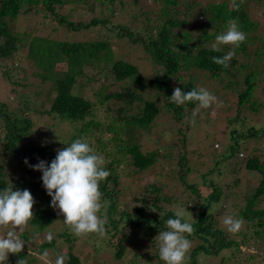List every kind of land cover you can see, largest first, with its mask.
Wrapping results in <instances>:
<instances>
[{
    "label": "trees",
    "instance_id": "obj_1",
    "mask_svg": "<svg viewBox=\"0 0 264 264\" xmlns=\"http://www.w3.org/2000/svg\"><path fill=\"white\" fill-rule=\"evenodd\" d=\"M41 1L46 5V11L58 18L60 25L75 33H80L82 30H88L92 27H100L101 24L109 27L110 20L104 16L103 18H95L88 24L69 22L67 16L57 13L56 5L69 3L70 0H0V70L1 63L13 59L18 54V47L26 42L29 48V57L34 60L36 66L40 69L38 75L44 83L52 81L56 90V95L49 110L32 108V104L23 101V107L20 106L18 111H11L8 105L0 103V128L2 129L0 141L5 148L4 154L0 155V190H3L4 187H13L15 191V187H23L26 179L32 175L34 181L28 184L36 193L39 203L33 211L34 218L30 223L36 227V231L43 233L50 230L60 220L57 211L51 207V197L48 196L43 186L42 178L40 183L42 191L39 193L36 192L40 185L36 171L24 163L25 159L31 165H36L39 160H44L50 165L56 158V151L51 142L42 146L33 140L26 141L28 137H31L30 134L33 128L30 117L36 114L53 115L63 122H69L71 125H78L83 122L82 128L79 130L78 126L75 127V132L66 142L64 148L75 139H82L97 154L103 157V167L110 172L107 179L100 182L103 206L98 215L105 221L106 234L103 237L97 234L76 237L62 222L64 230L60 233L61 241L65 242L69 248V253L65 255V264L81 263L73 250L75 243L84 238H89L96 246L98 242H103L101 240H106L105 247L114 253L117 260H123L130 248L137 251L138 254L141 236L154 237L159 234V231L167 230L165 221L174 217V205H178L179 208L186 209L191 213H186V219L193 225L194 231L190 235L185 234L192 242L191 249L186 255V258L189 261L191 260L190 264H197L195 259L199 254L218 256L223 264L225 258L230 260L233 258L229 255L230 253L238 250L249 241V237L244 231L232 234L227 230V226H221L216 216L217 210H219V213H225L235 218H243L247 227L255 229V235L264 239V208H256L257 205L264 203V168L262 169V160L256 154L260 148L261 152L263 150L264 141L260 138H264V128L257 130L255 126H252L244 131L247 126V118L244 117L245 111L247 113L252 110L251 104L247 106V102H250L256 89L253 90L254 83L251 76L245 77L236 70V64L241 62L237 59V56L240 53H248L247 45L250 46L253 40L250 34L256 28L255 24H252V21L244 14L246 6L238 1H235L234 5L232 2H222L213 7L205 8L203 12L210 15L207 18L208 20L211 21L214 18L217 20V24H219V21L225 24L221 32L226 30L229 19H235L238 20L240 30L246 33V40L236 49V55L229 62L227 68L214 64L211 59L213 56L222 57L230 50V46H222V50L219 52L211 49V43L215 40L216 35L221 32L210 34L204 31L198 34L196 41L193 40V37L191 38L192 34H187L179 46L177 44L179 35L174 34L172 30L182 24H187V21L181 20L179 17L176 18V15L169 12L170 10H162L167 17L166 23L158 29L156 36H151L142 43L149 52L151 60L157 66L163 68L162 74L151 80L141 75L137 66L124 60H114L109 43L98 41H52L41 37L30 39L29 36L23 37L13 34L9 29L8 21L15 20L22 13L25 4H40ZM77 1L84 5L88 4L87 0ZM164 2L171 6L178 4L175 0H164ZM208 20H206V23H209ZM121 31V33H118L117 38H127L134 43L139 42V39H136V36L126 26H123ZM59 64H65L67 66L66 71H57L56 67ZM89 66H97L102 72L106 73L105 70L109 69L108 71L118 82L125 84L121 86L120 91L107 92L106 95L99 97L101 103L108 102L111 99L123 102L119 110L121 117H115V121L106 127L101 122L87 119L94 115V104L79 93V77L85 75L84 69ZM192 68L208 73L214 79H219L221 83H225L224 88H229L230 85L235 88L236 84L239 87L237 83L239 78L243 80L244 84L246 83V88L239 94L238 111L239 109L241 111V108L245 106L242 111L243 116L241 117L239 114V117L237 116L241 122L239 119L238 122L237 118L231 121L235 122L236 120L240 123V127L235 126L229 132L230 143L222 144L221 148L217 144L216 148H220L217 150L213 147L215 166H212L210 171L202 176V181L191 184L185 180L190 172L189 167L179 176L184 184L183 186L186 185L185 188L193 196L195 202L193 207L189 205L186 208L183 207L182 203L164 194L162 187L157 184H151L147 187L146 192H148V195L144 194L135 199L133 189L131 190L133 195L124 191L126 186L121 181L122 170H120V166L125 162L126 164H132L134 166L133 170L136 172H149L160 164L158 153L145 152L143 144L138 141L140 138L136 140L135 132L140 137L142 132L150 131L152 124L160 114L158 100L161 97L165 101L164 111L173 120L180 122L185 117L191 118V113L196 108L194 102L178 106L170 103L168 97L173 94L174 89L177 87L181 88L182 91H190L197 87L195 78L188 76V71ZM181 71L186 73V78H189L184 84L182 83L183 78L179 76ZM7 73L10 72L7 71ZM224 76L230 78L228 83L225 82ZM233 78H236L237 81L234 82ZM76 89L77 93L75 92ZM144 89L156 90L155 96L157 98L154 100L146 99L142 94ZM35 92L37 95L39 94L38 90ZM138 101L144 104L142 111L139 114L126 115L125 113L130 107ZM26 109H32L33 113L31 115L24 113ZM94 129L100 131L98 137H93ZM88 134H90V139L81 137ZM249 138H257L255 142L258 145L253 146L251 150L246 147ZM243 150L247 155L241 152ZM240 154H243V156H240ZM220 160L223 161L221 166ZM185 161L186 159L183 157L180 160V165L184 166L185 163L183 162ZM227 161L231 162L228 168H226ZM237 162L244 165L246 169L259 171L262 179L254 193L244 195V207L233 214L231 208L229 211L227 210L228 206L220 203L223 198L231 196L232 191L224 192L218 180H222L228 174L233 173L234 168L237 167ZM231 165H233V169L230 168ZM233 184L237 186L234 181ZM126 203L130 204V207L126 206ZM160 213H163L162 217ZM234 234L239 236L240 239H236ZM114 239L118 241L115 242ZM58 242L60 241L53 238L51 242L48 241L40 245L38 251L40 250V253H42L45 249L56 248ZM24 255L26 254L23 251L19 254V257L11 254L8 263L16 264L17 259L24 258Z\"/></svg>",
    "mask_w": 264,
    "mask_h": 264
},
{
    "label": "rangeland",
    "instance_id": "obj_2",
    "mask_svg": "<svg viewBox=\"0 0 264 264\" xmlns=\"http://www.w3.org/2000/svg\"><path fill=\"white\" fill-rule=\"evenodd\" d=\"M87 1V5L77 0H70L66 4H57V13L67 16L69 22H82L84 24L90 23L95 18L106 16L110 20L109 27L101 24L100 27H92L88 30H82L80 33H75L60 25L58 18L46 11V5L41 1L40 4H25L22 13L15 20L8 21L9 29L13 34L23 37L29 36L30 39L41 37L51 39L52 41H98L109 43L114 60H124L137 66L141 75L152 80L155 76L162 74L163 68L157 66L151 60L149 52L142 43L147 41L151 36H156L158 29L166 23L167 17L163 14L162 10H170L169 12L176 15V18L179 17L181 20L187 21V24H182L180 27L172 30L174 34L179 35L177 44L180 46L181 41H184V36L187 34H192L191 38L193 37V40L196 41L198 34L204 31L210 34L221 32L225 24L222 21H219V24H217V20L214 18L211 21L208 20L207 18L210 15L203 12L207 7H213L222 2H232V0H175L178 4L171 6L165 4L164 0ZM235 1L241 2L242 5L246 6L244 14L248 16L249 20L256 27L250 34L253 40L250 46L247 45L248 53H240L237 59L241 62L236 64V70L241 72L245 77L251 76L254 83L253 90L256 89L250 102H247V106L251 104L252 110L248 109L250 111L247 113L245 111V114L243 113L244 117L247 118V126L244 128V131L252 126L260 130L264 128V0ZM206 20L209 23H206ZM123 26L130 29L136 36V39H139V42L134 43L127 38H117L118 33L122 32ZM219 27H221L220 30ZM66 69L67 66L65 64H59L56 67V70L60 72L66 71ZM108 70H105L108 73L107 75L99 67L89 66L84 69L85 75L79 77L80 95L88 98L94 104V115H91L87 119L89 121L101 122L105 127L114 122L115 117H121L119 110L123 102L111 99L108 102L101 103L99 97L106 95L107 92L120 91L121 86L125 85L118 82ZM7 71L10 73H7ZM38 73H40V69L36 66L34 60L29 57L28 44L24 42L18 47V54L13 59L1 63L0 103L8 105L11 111H18L20 106L23 107V101L32 104V108L49 110L51 102L56 95L55 86L52 81L44 83ZM185 74L181 71L179 75L183 78V84L189 79L186 78ZM188 74L189 77L193 76L195 78L196 86L204 87L215 95L219 104L213 105L209 109H200L196 115L195 126H193L190 117H188V120L184 118L180 122L173 120L164 111L165 101L162 97L158 100V107L160 109L158 118L152 124L149 132H142L140 137L135 132V138L136 140L140 138L138 141L143 144L145 152L158 153L160 164L156 165L149 172H136L133 170L134 166L132 164H126L125 162L120 166V170H122L121 181L126 186L124 191L131 193L133 189L135 199L144 194L148 195V192H146L147 187L151 184H157L162 187L164 194L182 203L183 207L186 208L187 205L193 207L195 203L193 196L185 188L186 185L183 186L184 184L179 179V176L189 167L190 172L185 180L191 184L202 181V176L209 172L212 166H215L213 147L217 150L221 148L222 144L230 143L229 132L235 126L240 127V123H238L240 118L238 117L243 116L242 111L245 106L241 108V111L240 109L238 111L239 94L246 88V83L244 84L240 78L238 81L236 78H233L234 82L237 81L239 87L236 84L235 88L233 85H230L229 88H224L225 83H221L219 79H214L208 73L200 72L196 68H192L188 71ZM223 78L226 83L230 80L228 76H224ZM36 90L39 91L40 95L36 94ZM75 92L77 93V89ZM142 94L148 100L157 98L155 96L156 90L154 89H144L142 90ZM143 107L144 104L138 101L125 114H139ZM24 113L31 115L33 110L26 109ZM30 118L33 128L30 134L31 137H28L26 141L30 142L33 140L43 146L51 142L55 151L56 148L58 149V146L59 148H64L66 142L75 132L76 126H78L79 130L83 125V122L78 125H71L69 122H63L53 115L36 114ZM236 118L237 121L239 119L238 122L236 120L235 122H231ZM1 132L2 129L0 128ZM99 134L100 131L98 129L93 130V137H98ZM166 134L168 135L166 136ZM89 135H82L81 137L83 139H90ZM260 139L264 141V138ZM255 140L257 138H249L246 147L251 150L253 146L258 145ZM217 144L220 148H216ZM262 148V152L260 148L256 154L262 160L263 169L264 144ZM4 152V144L0 141V155H3ZM241 152L247 155L244 150ZM183 157H185L186 161L183 162L185 165L181 166L180 160ZM219 163L221 166L223 161L220 160ZM227 163L226 168H228L231 162L227 161ZM236 164L237 167L234 168L235 171L233 173L228 174L222 180H218L224 192L232 191L231 196L223 198L220 203L228 206L227 210L231 208L233 214L244 207V195L254 193L262 179L259 171L246 169L244 165L238 162ZM232 166H230L231 169H233ZM36 175L40 184L42 173L36 171ZM31 181H34L32 175L26 179L23 187H15L14 189H28L31 192L35 200L34 211L37 207L36 205L39 203V199L36 193L29 187L28 183ZM233 181L237 186H234ZM41 187L42 185L40 184L36 192L41 193ZM125 205L130 207L128 203ZM257 207L264 208V203L257 205ZM173 210L176 212L179 208L173 207ZM59 216L60 220L50 230H46L43 233L36 231V227L30 222L24 228L23 233H21V239L28 242V244H25L23 250L26 254L24 258L27 264H44L34 254L40 253L38 247L48 242L45 238L48 232L52 233L54 239L60 241L57 243L56 248L49 249L48 264H54L57 254L65 256L69 253L68 245L61 241L62 237L60 233L64 230L62 223L64 217ZM216 216L219 219L220 225L223 226L222 222L226 214L219 213V210H217ZM7 230L3 229L0 231V234H5ZM240 231H244L247 234L249 241L238 250L230 253L229 255L233 258L231 260L225 258L223 264H264V239L257 237L255 229L248 228L245 221ZM155 237L141 236L138 254L137 251L130 248L123 260H117L114 257V253L105 247L106 240H101L103 242H98L96 246L89 238H84L85 240H79L75 243L73 253L79 257L80 264H164L163 261L159 260V251L156 242H154ZM234 237L240 239L235 234ZM114 241L117 242L118 240L114 239ZM29 247L33 255H28ZM10 257L11 254H9ZM195 260L197 264H222L220 257L213 255L199 254ZM190 263L191 260L189 261L188 258H185L184 264ZM7 264L11 263L7 262Z\"/></svg>",
    "mask_w": 264,
    "mask_h": 264
},
{
    "label": "clouds",
    "instance_id": "obj_3",
    "mask_svg": "<svg viewBox=\"0 0 264 264\" xmlns=\"http://www.w3.org/2000/svg\"><path fill=\"white\" fill-rule=\"evenodd\" d=\"M232 3L234 5L235 0H232ZM246 38V33L240 30L237 20L229 19L226 30L216 35L210 47L216 52L221 51L222 46H230V50L222 57L213 56L212 62L224 68L229 67V62L236 55V49ZM168 99L170 103L178 106L188 102L196 104V108L191 113L193 126L200 109H209L219 104L215 95L199 86L190 91H182L177 87ZM185 119L189 118L185 117ZM24 163L32 170L42 173L43 186L51 197V207L58 211V215L64 217L63 223L74 236L97 234L103 237L106 234L105 221L98 215L103 206L100 182L106 180L110 172L103 167V157L88 143L82 139H75L67 147L56 149V158L50 165L44 160L31 165L25 159ZM34 204V197L28 189L14 191L13 187H4L0 190V231L8 229L5 234H0V264H7L9 254L19 257L25 244H28L21 239V233L34 218ZM173 207L179 208L178 205ZM186 211L179 208L173 218L165 221L167 230L159 231L154 239L159 251V260L164 264H184L186 255L191 249L192 242L185 234H192L194 227L187 221ZM187 213L191 214L189 211ZM162 215L163 213H160L161 217ZM223 224L227 226L229 232L238 233L244 220L226 215ZM45 238L51 242L52 233L48 232ZM28 255H33L30 247ZM34 255L44 264H48L49 250L45 249L42 253ZM65 259L64 255L57 254L54 264H65ZM16 264H27V261L25 258H18Z\"/></svg>",
    "mask_w": 264,
    "mask_h": 264
},
{
    "label": "built area",
    "instance_id": "obj_4",
    "mask_svg": "<svg viewBox=\"0 0 264 264\" xmlns=\"http://www.w3.org/2000/svg\"><path fill=\"white\" fill-rule=\"evenodd\" d=\"M240 156H243V154H240Z\"/></svg>",
    "mask_w": 264,
    "mask_h": 264
}]
</instances>
